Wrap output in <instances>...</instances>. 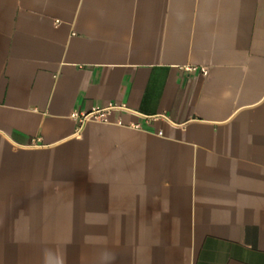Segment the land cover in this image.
<instances>
[{"label": "crops", "instance_id": "obj_1", "mask_svg": "<svg viewBox=\"0 0 264 264\" xmlns=\"http://www.w3.org/2000/svg\"><path fill=\"white\" fill-rule=\"evenodd\" d=\"M46 250L264 264V0H0V264Z\"/></svg>", "mask_w": 264, "mask_h": 264}, {"label": "built area", "instance_id": "obj_2", "mask_svg": "<svg viewBox=\"0 0 264 264\" xmlns=\"http://www.w3.org/2000/svg\"><path fill=\"white\" fill-rule=\"evenodd\" d=\"M186 71H193V70H199L203 75H207L208 69L207 67H197L194 65H185L183 67ZM126 106L124 104H117V103H108L105 105H96L92 107L88 111H74L72 113V118L78 122L79 128L87 121L89 120H96L101 122H110L111 114L114 111L118 110H126ZM134 126L138 127V124H134ZM160 134H162L161 131H159Z\"/></svg>", "mask_w": 264, "mask_h": 264}, {"label": "clouds", "instance_id": "obj_3", "mask_svg": "<svg viewBox=\"0 0 264 264\" xmlns=\"http://www.w3.org/2000/svg\"><path fill=\"white\" fill-rule=\"evenodd\" d=\"M48 251L46 250V252H45V264H47V256H48ZM105 258L107 259V260H112V259H114L115 257L114 256H112L111 254H106V256H105Z\"/></svg>", "mask_w": 264, "mask_h": 264}, {"label": "rangeland", "instance_id": "obj_4", "mask_svg": "<svg viewBox=\"0 0 264 264\" xmlns=\"http://www.w3.org/2000/svg\"><path fill=\"white\" fill-rule=\"evenodd\" d=\"M57 235L59 236V238H63V233H57Z\"/></svg>", "mask_w": 264, "mask_h": 264}]
</instances>
